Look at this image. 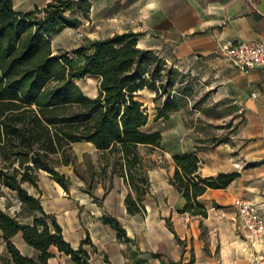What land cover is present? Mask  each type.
I'll return each mask as SVG.
<instances>
[{"label": "crops", "instance_id": "crops-1", "mask_svg": "<svg viewBox=\"0 0 264 264\" xmlns=\"http://www.w3.org/2000/svg\"><path fill=\"white\" fill-rule=\"evenodd\" d=\"M47 1L13 0V4L16 11L26 12L41 8ZM161 1L147 6L137 19L133 30L139 33L137 45L152 50L185 77H195L203 88L200 101L205 107L221 109L216 119L236 123L235 132L224 137L223 128L214 127L210 117L198 116L201 123L196 118L188 122L184 106L166 118H154L151 129L161 135V140L147 155L152 165L147 170L150 187L144 199L145 212H127L124 199L129 188L120 176L113 178L106 189L100 184L93 189L98 202L91 193L77 188L67 193L44 170H39L36 186H23L40 198L46 212L55 215L64 238L74 248L88 236L89 242L83 247L89 253L90 264H169L191 258L193 264H264V243L248 236L233 206L237 197L264 204V67L242 73L220 50L228 42L264 40V0ZM154 96L150 89L139 91L144 105L149 106ZM155 112L154 106L153 116ZM148 122L149 118L146 125ZM212 137L222 141H198ZM190 152L198 155L202 176L238 172L225 188H208L198 197L207 208L206 217L180 212L184 199L169 180L175 169L172 154ZM15 200L14 209L18 210L20 204ZM104 216L115 217L130 241L120 238L117 230L103 221ZM201 227L219 238L217 253L204 250L199 238ZM0 239L4 244L1 230ZM12 241L21 253L37 254L20 232L12 236ZM50 251L53 255L47 264H75L55 246Z\"/></svg>", "mask_w": 264, "mask_h": 264}, {"label": "trees", "instance_id": "trees-1", "mask_svg": "<svg viewBox=\"0 0 264 264\" xmlns=\"http://www.w3.org/2000/svg\"><path fill=\"white\" fill-rule=\"evenodd\" d=\"M91 6L90 0H48L41 8L18 12L13 0H0V189L13 191L20 204L15 214L0 208L6 252L0 256V264H47L53 255L51 246L69 255L75 264H90L83 247L88 236L74 248L64 238L55 215L46 212L40 198L23 184L36 186L38 172L44 170L68 190L69 180L56 170L55 160L60 157L58 161L67 164V148L88 142L101 158L113 159L110 175L122 177L127 184V212H145L149 166L139 146H159L161 135L143 129L149 115L139 91L146 88L155 92V98L164 96L155 106V119L168 117L191 95V84H183L185 74L168 66L152 50L139 47V33L133 30L89 39L71 51L54 53L52 36L89 19ZM70 52L81 57L79 64H72ZM90 75L98 77L95 96L87 95L74 82ZM175 82L178 86L172 93ZM198 141L216 144L222 139ZM172 158L175 169L169 180L184 199L180 212L206 217L207 208L198 197L208 188H225L238 176L236 171L202 176L195 152L174 153ZM102 219L120 238L130 241L115 217ZM167 224L172 229L168 220ZM17 232L37 250L35 256L17 248L12 241ZM169 264H193V258Z\"/></svg>", "mask_w": 264, "mask_h": 264}, {"label": "rangeland", "instance_id": "rangeland-1", "mask_svg": "<svg viewBox=\"0 0 264 264\" xmlns=\"http://www.w3.org/2000/svg\"><path fill=\"white\" fill-rule=\"evenodd\" d=\"M36 1L40 2L41 0ZM90 2L93 6L90 8L89 19H81L79 26L65 27L52 36L51 41L54 53L71 51L73 48L86 43L89 39L104 38L114 33L134 30L138 22L137 19L142 17V14L148 8L147 6L162 3L161 0H90ZM77 16L79 15L77 14ZM69 55L73 59V65L81 62V57L74 55L72 52ZM193 78L185 77L183 79V84L191 83L192 86L191 95L185 98L187 101L184 105L188 122H193L196 118V121L201 123L203 120L198 116L210 117L213 119L211 124L214 127L223 128L221 134L224 137L235 132L236 123L229 122L228 119H216L220 115L221 109H218L217 106L205 107V104L200 101L203 88H201L200 82L195 77ZM74 82L89 96H95L98 92V77L96 76H85L74 79ZM177 86L178 84L175 82L172 92H175L174 88H177ZM145 98L147 97L145 96ZM163 98L164 96L151 97L150 99L152 100H149V106L145 105L146 109L149 110L147 111L149 122L143 127L144 130L152 131L154 106L161 103ZM152 149L150 146H139V151L149 167L152 163H148L147 155L151 153ZM65 156L69 162L67 164L61 163L58 161L60 157H57L55 167L57 171L63 173L69 180L67 193H71L74 188H77L93 195V189L97 185L100 184L106 189L112 185L113 178L118 177L116 174L110 175L113 159L108 158L105 160L101 158L94 147L88 143H72L65 151ZM106 162V168L103 172L101 168ZM29 190H31L30 187ZM93 199L98 202L99 198L93 195ZM15 203V196L12 193L4 188L0 189L1 208L9 214H15L19 211V209H14ZM210 220L215 221L213 218ZM199 238L203 241L204 250H215V253H217L221 247L219 238L216 235H210L206 227H201ZM240 238L244 239L241 233ZM239 243L242 245V240H239ZM227 245L230 247L231 241H228ZM5 254L4 244L0 239V256Z\"/></svg>", "mask_w": 264, "mask_h": 264}, {"label": "built area", "instance_id": "built-area-1", "mask_svg": "<svg viewBox=\"0 0 264 264\" xmlns=\"http://www.w3.org/2000/svg\"><path fill=\"white\" fill-rule=\"evenodd\" d=\"M220 50L242 73L254 67H264V40L228 42L222 44ZM233 206L248 236L264 243V204L254 203L245 197H237L233 201Z\"/></svg>", "mask_w": 264, "mask_h": 264}]
</instances>
